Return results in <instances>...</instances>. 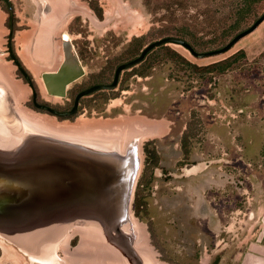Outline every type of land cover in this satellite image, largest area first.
Returning a JSON list of instances; mask_svg holds the SVG:
<instances>
[{
	"label": "rangeland",
	"instance_id": "rangeland-1",
	"mask_svg": "<svg viewBox=\"0 0 264 264\" xmlns=\"http://www.w3.org/2000/svg\"><path fill=\"white\" fill-rule=\"evenodd\" d=\"M11 1L19 22L20 39L13 41L16 52L42 99L57 107L68 106L79 90L92 84L93 73L110 79L120 63L133 58V52L140 53L162 38L164 29L174 33L183 30L185 38L205 52L224 46L264 13L262 0L240 29L216 41L222 29L232 23L242 0ZM91 4L99 5L102 18ZM3 6L6 8L5 3ZM58 6L59 12L54 9ZM47 13L51 19L54 15L57 18L47 20ZM6 16L8 20V13ZM260 25L220 55L197 58L180 44L162 45L140 64L125 70L115 89L83 97L80 110L70 118H58L31 106L32 89L8 59L7 25L0 30V63L13 84L7 102L17 118L33 126L31 120L53 122L57 127L45 122L41 123L43 128H37L69 136L66 139L136 152L141 169L131 203L132 222L126 227L136 236L135 222L143 227L146 244L136 248L145 264H264V43ZM64 33L70 35L68 45L62 42ZM33 40L35 44L29 43ZM68 50L78 58L82 74L69 85L66 96H53L41 74L59 70ZM41 54L47 61L39 66ZM48 61L50 66H45ZM150 121L165 122L167 131L171 125L173 143L181 139L177 153L183 152V157L175 173L192 165L193 152L198 161L225 170L222 186L202 190L207 197L204 218L210 229L206 225L200 229V212L191 217L186 211V218L175 212L170 216L165 211L169 205H151L159 189L155 180L160 165L145 189L144 209L139 215L135 213L136 191L145 168L144 144L154 140L158 149L164 142L146 129ZM187 132L190 137L185 149L182 138ZM217 133L227 136L221 139ZM162 174L165 179L172 177L166 168ZM84 232L82 227L73 228L68 240L54 248L51 256H32V260L0 237V264H127L105 244L85 237Z\"/></svg>",
	"mask_w": 264,
	"mask_h": 264
},
{
	"label": "water",
	"instance_id": "water-1",
	"mask_svg": "<svg viewBox=\"0 0 264 264\" xmlns=\"http://www.w3.org/2000/svg\"><path fill=\"white\" fill-rule=\"evenodd\" d=\"M3 1L9 15L7 52L32 89L35 106L61 118L76 114L83 97L115 89L125 70L140 64L149 52L162 45L180 44L197 58L220 55L264 21L263 13L225 46L205 52L196 51L180 37L157 39L138 57L121 63L112 82L82 90L72 109L58 110L37 102L33 79L12 47L13 3ZM66 65L41 74L49 94L66 96L67 87L81 76L77 64L72 68ZM139 161L130 148L124 152L92 148L30 130L21 120L8 118L0 132V237L32 260V256L43 257L48 248L52 250L65 243L73 228H91L127 264H145V258L135 247L133 234L125 229L140 173Z\"/></svg>",
	"mask_w": 264,
	"mask_h": 264
},
{
	"label": "crops",
	"instance_id": "crops-1",
	"mask_svg": "<svg viewBox=\"0 0 264 264\" xmlns=\"http://www.w3.org/2000/svg\"><path fill=\"white\" fill-rule=\"evenodd\" d=\"M60 8L61 6L60 7L58 6V8H54V9L59 12ZM7 13L8 12L6 8L3 6V3L0 1V30L6 27L7 25V16H6ZM47 15H48L47 20L51 19L50 14L47 13ZM52 17L55 19L57 18L55 15ZM18 23L19 22L16 20V26L13 37V41L15 40L16 43H17V39L20 37L17 36V32L19 29ZM259 28L261 32V38H262L261 40L264 43V21L261 23ZM65 34L68 33L63 34L62 42L63 44L65 43L64 45H68L70 43L71 38L68 42H64ZM34 35L36 34L34 33L32 35V38L34 37ZM256 37L257 35L255 36V38ZM30 42H32V44H35V40L29 41V43ZM43 46L44 44H39L38 47L42 48ZM66 60L68 61L67 65L71 68L73 66H76L77 64V70L80 72L81 69L80 65L77 62V59L72 51L68 50L66 55ZM45 61H47L46 57H44V55L41 54L37 59V65L42 66L43 65L42 62ZM48 65L50 66L49 61L48 64H46L45 66ZM12 89H13V84L12 81H10L9 73L6 72V67L1 65L0 63V93L11 94ZM167 127H168L167 124L163 121L160 122L150 121V123L147 125L146 128L150 131V133L153 134L154 138L160 137V139L164 140V142H162L163 144L160 143L158 144V152L160 155L159 168H161V171L157 174L158 177L156 178L155 183L157 184L159 189L156 196H154V198L152 197L150 201L151 205L152 206H158L159 204L169 205L167 206L169 207V209L167 210L165 208L166 209L165 211L168 212L170 216L172 215V212L184 216L187 211L188 214L191 213V217H192L200 212V216L202 218V221L200 222V226H201L200 229L203 230L205 225L206 227H208V229H210L209 221L205 222V218H204L205 217L204 205H206L207 200L205 198L207 197H204V195L202 194L203 192L202 190L212 188L213 187L212 185L215 184H217V187L222 186L224 183L223 181L224 179L222 178L221 175L224 176L225 170L222 171L221 170L222 167L217 168V166H213V164H206L205 161L203 162L198 161L199 159L198 158L196 159L197 157L196 152H193L191 156V160H193L192 165L182 168L181 172L176 171L175 173V168L177 167L178 162L181 161L180 159H182L183 157V152L177 153V148L180 145L179 143L181 139L173 143L174 140L172 135V126L169 125L168 131H167ZM217 135L221 139L222 138L225 139V136H227L225 135V133L222 134L217 133ZM226 166L229 167L230 164L227 163ZM164 168L169 169V174L172 177L168 179L162 178V175H164L162 174ZM176 189L179 190L176 191Z\"/></svg>",
	"mask_w": 264,
	"mask_h": 264
},
{
	"label": "trees",
	"instance_id": "trees-1",
	"mask_svg": "<svg viewBox=\"0 0 264 264\" xmlns=\"http://www.w3.org/2000/svg\"><path fill=\"white\" fill-rule=\"evenodd\" d=\"M260 1L262 0H242L240 2V5L241 7L238 8L237 10H235L234 12V17H233V21L232 23L228 24V26H226L225 28L222 29V32H221V36L219 38L216 39V41H218L219 39H223V38H226L228 37L233 31H236L238 29H240L242 27V25L244 24V22H246V20L248 19V17L253 13V8L256 4H258ZM92 6V9L96 12V14L98 15L99 18H102L103 17V11L102 9L99 7V5H94V4H91ZM261 17V16H260ZM259 17V18H260ZM258 20V18H257ZM248 29V28H247ZM246 30V29H245ZM244 31V30H242ZM241 31V32H242ZM240 33V32H239ZM238 33V34H239ZM162 34H164V36L162 37H165V36H176V37H180L184 40H186L187 42H189L193 48L198 51L194 44L191 43L190 41H188L185 36H187L186 32H184L183 30H178V31H175V33L173 31H170V30H167V29H164L162 30ZM185 35V36H184ZM237 35V34H236ZM235 35V36H236ZM234 36V37H235ZM233 37V38H234ZM232 38V39H233ZM160 39V38H159ZM231 39V40H232ZM139 40V38H136L135 41ZM226 45V44H225ZM224 45V46H225ZM223 47V46H222ZM163 49H167L166 46H163L161 47ZM221 48V47H220ZM144 49V48H143ZM142 49V50H143ZM142 52V51H141ZM141 52H133L131 55H132V59L133 60L134 58L138 57ZM200 52V51H198ZM150 53V52H149ZM79 55H80V58L81 60L84 61V58L83 56L81 55V52H79ZM149 55V54H148ZM147 57V56H146ZM183 60V59H182ZM130 61V60H128ZM187 64L191 65L189 62H187L186 60H184ZM85 62V61H84ZM127 62V61H126ZM123 63V62H122ZM121 64V63H120ZM119 64V65H120ZM118 65V66H119ZM220 65V64H219ZM117 66V67H118ZM218 65H214L212 67H216ZM116 67V68H117ZM208 67V66H207ZM206 69V68H205ZM113 76L109 79V78H103L102 75L100 74H92V77H95L94 81L92 82V84L82 88L81 90H84L86 88H89L95 84H107V83H110L112 82L113 78H114V74L115 72L113 71ZM79 90V91H81ZM78 91V92H79ZM77 94V93H76ZM95 94V93H94ZM189 129V128H188ZM190 137V135L187 133H184V136L182 138V146L183 148L187 149V146H188V140L187 138ZM144 150H145V153H146V159H145V168H144V171H143V174L139 180V183H138V187H137V191H136V197H135V213L137 215H139V212H141L140 209H144V205H145V198H144V192H145V189L146 188H149L150 184L153 182L154 180V174H155V169L160 165V155H159V152H158V149H157V146H156V141L154 140H148L145 144H144ZM186 152V151H184Z\"/></svg>",
	"mask_w": 264,
	"mask_h": 264
},
{
	"label": "bare ground",
	"instance_id": "bare-ground-1",
	"mask_svg": "<svg viewBox=\"0 0 264 264\" xmlns=\"http://www.w3.org/2000/svg\"><path fill=\"white\" fill-rule=\"evenodd\" d=\"M64 39H65V41L64 42H68L69 40H70V36L68 35V34H65V37H64ZM65 44V43H64ZM64 46V45H63ZM72 63V62H71ZM11 96V94L9 93H0V132L1 131H3L4 130V127H5V125H6V122H7V120H8V118H10V117H13V118H15V119H18V120H21L24 124H26L27 125V127H28V129H30V130H33V131H36V132H40V133H43V134H46V135H50V136H55V137H59V138H64V139H66V138H69V136H63V135H60V134H54V133H48V132H46V131H43V130H41V129H38L37 128V126H39V127H41V128H43L44 126L41 124V123H44L45 124V122L46 121H44V120H38V119H36V120H31L33 123H34V125H36V126H33V125H31V123L30 122H27V121H25L22 117H20V118H17L16 117V115H14V113L12 112V110H11V107H10V105L8 104L9 102H7V101H9L8 100V97H10ZM47 123V122H46ZM48 124V123H47ZM48 125H51V126H53V127H57V124H55V123H51V124H48ZM51 126H50V128H51ZM79 126V125H78ZM81 126L83 127V126H86V125H82L81 124ZM59 127V126H58ZM61 128V127H60ZM94 128V127H93ZM102 128V127H101ZM94 130V129H93ZM67 140H71V141H76V140H73V139H67ZM76 142H80V143H84V144H86V145H88V146H91L92 148H98V149H101V150H119L120 151V149L118 148V146L117 147H111V146H107V147H105V146H103V145H99V144H97V143H93V142H84V141H76ZM123 152V151H122ZM134 157H135V155H134ZM138 160V159H137ZM141 169V168H140ZM132 222V220H131V218H130V215H129V218H128V220H127V223H126V225H125V229L126 230H128L129 232H131L132 233V229H128L126 226H127V224H130ZM134 228L136 229V232H137V236L136 235H134V232L132 233L133 234V236H134V244H135V247H137V248H139V249H142L144 246H145V244H146V239H145V237H144V233H143V227L140 225V224H138V222H135V226H134ZM84 230H85V232H84V235H85V237H88L90 240H95V241H98L99 243H102V241H101V239L99 238V235H97V233L93 230V229H91V228H83ZM79 231V233L81 232L80 231V229L78 230ZM3 239V238H2ZM2 241V240H1ZM3 243V242H2ZM3 245V244H2ZM9 246V245H8ZM9 248V247H8ZM6 249V248H5ZM48 251H46V254L45 255H43V257H37V258H48L49 256H51V251L53 250H50L49 248L47 249ZM50 250V251H49ZM86 250V249H85ZM5 251H7V250H5ZM13 252V251H12ZM8 253V252H7ZM11 254V253H10ZM9 253H8V255H10ZM85 254H86V251H85ZM117 254V253H116ZM17 258V257H16ZM22 258V257H21ZM15 259V258H14ZM20 260V259H19ZM40 260V259H39ZM146 261H148V262H151V261H149L148 259H146Z\"/></svg>",
	"mask_w": 264,
	"mask_h": 264
},
{
	"label": "flooded vegetation",
	"instance_id": "flooded-vegetation-1",
	"mask_svg": "<svg viewBox=\"0 0 264 264\" xmlns=\"http://www.w3.org/2000/svg\"><path fill=\"white\" fill-rule=\"evenodd\" d=\"M0 1H1L2 3H5L3 0H0ZM5 5H6V4H5ZM13 6H14V5H13ZM6 10H7V7H6ZM8 19H9V17H8ZM7 26H8V20H7ZM15 26H16V17H15L14 31H15ZM12 47H13V51L15 52V55L19 58V60L21 61V63L25 66V64L22 62L21 58L18 56V54H17V52H16V49H15L14 43H12ZM8 59L11 60V61H13L10 55H8ZM13 63H14V62H13ZM67 63H68V61L65 60L64 65H66ZM25 68H26L27 71L29 72L28 68H27V67H25ZM18 72H19V74L23 77V79L25 80V82H27V80L24 78L23 74L19 71V69H18ZM29 74H30V72H29ZM30 75H31V74H30ZM31 77H32V76H31ZM32 79H33V83H34L35 90H36V92H37V102L40 103V104H45V105L51 106V107L56 108V109H58V110H70V109H72L73 106H74V104H75V98H76L77 94H78L79 92L82 91V90L79 91V92L75 95V97H74L73 99H70V102L68 103V106H66V107H57V106H54V105H52V104H50V103H48L47 101H44V100L42 99V97H41V95H40V91L38 90L37 85H36V83L34 82V78L32 77ZM27 83H28V82H27ZM67 91H68V87H67ZM57 97H59V96H57ZM30 102H31V106H32L34 109H36V110H40V111L48 112V111H46L45 109H40V108H38V107L35 106L34 98H33V93H32V96H31V100H30ZM81 104H82V99L80 100L79 107H78V111H79L80 108H81ZM78 111H77V112H78ZM48 113H49V112H48ZM50 114H51V113H50ZM52 115H53V114H52ZM73 116H74V115H71V116H68V117L70 118V117H73ZM68 117H64V118H68ZM58 118H61V117H58Z\"/></svg>",
	"mask_w": 264,
	"mask_h": 264
}]
</instances>
